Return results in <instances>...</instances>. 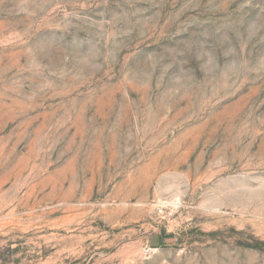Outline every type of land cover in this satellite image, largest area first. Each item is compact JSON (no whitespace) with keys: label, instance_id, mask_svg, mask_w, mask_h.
<instances>
[{"label":"rangeland","instance_id":"1","mask_svg":"<svg viewBox=\"0 0 264 264\" xmlns=\"http://www.w3.org/2000/svg\"><path fill=\"white\" fill-rule=\"evenodd\" d=\"M0 264H264V0H0Z\"/></svg>","mask_w":264,"mask_h":264}]
</instances>
